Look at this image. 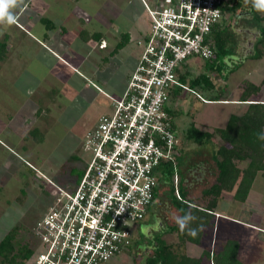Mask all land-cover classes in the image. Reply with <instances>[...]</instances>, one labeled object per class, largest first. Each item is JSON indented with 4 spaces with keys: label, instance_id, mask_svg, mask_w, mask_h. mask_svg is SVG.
I'll list each match as a JSON object with an SVG mask.
<instances>
[{
    "label": "rangeland",
    "instance_id": "rangeland-1",
    "mask_svg": "<svg viewBox=\"0 0 264 264\" xmlns=\"http://www.w3.org/2000/svg\"><path fill=\"white\" fill-rule=\"evenodd\" d=\"M60 1L62 0H55L53 4V8L57 11L54 14L60 13L67 19L60 24L56 20L55 25L57 30L66 28L67 33L63 36L58 31L53 33L49 39V48L63 52L66 49V67L62 62H59L47 72L44 70L43 59H40L39 56L41 48L37 46V44L42 46V43L27 34L19 33L20 31H16V28L12 26H9L5 31L8 33V41L15 42L10 46V52L16 49V54L14 59H8V65L3 72L6 76L2 77L5 80V86L2 85L0 89V100L2 105L6 106L4 111L7 114L4 119L2 115L0 116V140L6 142L8 148V150L4 149V145L0 141V221L5 223L6 228L12 223L14 226L23 227L25 239H27L29 230L36 226L46 213L56 196L57 188L72 189L71 185L75 182V175L72 171H79L90 158L89 153L82 150V140L86 132L97 123L99 117L108 113L111 107V101L105 96V93L101 91L96 93L90 87L84 89V84L89 83V74H92L90 78H96V68L101 64L99 62L100 55L95 52L98 51L97 45L94 44V48H91L94 41L89 37L91 28L104 35L103 38H106L107 41L114 42L119 41L120 34L127 30L130 31L132 42L124 47L120 54L124 58L119 61L126 59V49H131L130 56L138 59L141 47L137 43L143 40V36L149 31V21L139 0H93V2L86 0L73 8L71 15L69 12L72 7L69 6H73V4L66 0L67 3L62 5ZM43 2L45 1H37L39 4L46 5ZM249 5L250 0H245L244 11L237 18L241 20L237 27L235 23H232L233 21L231 22L230 14H227L220 22L227 29V34L230 35L233 30L235 35L231 34L232 41H226L227 53L219 59L222 63L221 76L217 79L212 74L215 90L206 92L199 87H190L187 81L186 86L195 94L192 91L181 90V95L174 101L177 103V107H174L176 136L184 153L179 165H176L178 190L179 184L183 186V179L190 177L189 171L186 169L191 163H200L205 168L203 183L212 182L215 175L213 154L220 143L219 138L215 137L211 144L199 147L192 145L185 139L186 127L191 121H194L196 127L202 131L212 133L216 128H224L230 115H238L246 108V105L234 102L230 104L225 101L237 99L244 83L250 82L259 85L264 79V57L261 60H252L251 58L253 55L251 45L254 44V38L242 40L245 37L242 33L247 35L250 31L247 27L249 26L248 17L251 15ZM261 15L264 17V12H261ZM47 17H50V14ZM81 29H84L83 32L86 34L84 37L90 42L88 45L86 44L87 46L79 47L81 49L80 56L71 55L72 49H77L76 46L79 45L76 41H81L77 35ZM43 31V29H39V33ZM210 39L213 44L215 36L211 35ZM32 41L38 43L35 44ZM52 41H55L54 43L58 46L54 45ZM86 49L88 52H85ZM21 50L25 63L16 62L20 59L18 54ZM109 50L101 52L102 56L106 57L105 54ZM34 51L36 52L35 58L32 57ZM84 57H87L84 67L78 71V66L82 65H79V62ZM212 60L214 61L215 58ZM206 63L208 61L189 58L181 69L183 73L187 74V79L192 80L194 76L206 72ZM239 65H241L240 68L237 67ZM116 67L114 65L107 66L101 72V78L104 76L111 78L115 87H120L121 77L118 74L121 70ZM125 67L130 74L134 70V68L129 69L131 67L127 65ZM230 70L232 74L229 75L228 71ZM196 94H201L206 99L212 98L219 101L202 103L196 98ZM46 107L49 108V111L44 109ZM36 131L44 135V141L40 144L33 141V137L35 139L37 134ZM28 133L29 135L32 133L33 137L27 142L23 141L22 138L24 135L28 137ZM185 163L186 166H184ZM237 165L240 169H244L246 163ZM190 181L195 184L192 179ZM206 184H200L198 189H195L197 186L193 187L194 189L190 193L196 195L203 190V185L206 187ZM250 193L251 195L249 194L245 203L231 200L229 194L224 195L222 205L228 211L226 215L228 219L220 221L219 243L217 242V244H220L223 238L224 240H237L241 246L242 253L239 255L241 262L264 264V232L255 229L264 230V174L257 175V180ZM168 198L170 197L168 196ZM157 200L159 203L161 198L157 197ZM161 219L154 211L152 215L148 214L145 217V222L143 221L145 224L140 226L139 230L132 228V246L113 259L110 264H141L137 257L145 253L140 258V261L144 262L147 255L146 249H153V247H147L149 241L153 236L161 235L160 230L163 229L164 224ZM168 223H174V220L169 219ZM175 224L178 225V221ZM168 238L175 240L173 236ZM158 239L160 237L156 240ZM203 246L204 242L201 247ZM184 252L188 256L197 257L200 248L187 245Z\"/></svg>",
    "mask_w": 264,
    "mask_h": 264
},
{
    "label": "built area",
    "instance_id": "built-area-1",
    "mask_svg": "<svg viewBox=\"0 0 264 264\" xmlns=\"http://www.w3.org/2000/svg\"><path fill=\"white\" fill-rule=\"evenodd\" d=\"M234 1L139 0L149 31L137 43V64L121 95L106 96L109 112L82 140L90 155L82 177L71 190L57 188L33 227L28 264H110L132 246L131 229L152 205L162 165H176L180 142L169 90L192 91L178 79L181 68L189 58L214 57L213 28ZM196 98L210 103L199 94ZM173 182L180 199L177 174Z\"/></svg>",
    "mask_w": 264,
    "mask_h": 264
},
{
    "label": "trees",
    "instance_id": "trees-1",
    "mask_svg": "<svg viewBox=\"0 0 264 264\" xmlns=\"http://www.w3.org/2000/svg\"><path fill=\"white\" fill-rule=\"evenodd\" d=\"M72 1L77 2L78 0ZM243 2V0H235L233 7L224 10V14L229 12L232 16H236L239 12L244 11ZM18 5L19 3L16 6ZM16 6L10 8V10L16 8ZM249 10L251 11L253 22L264 23V17L261 15V11H258L253 6V0H250ZM212 33L215 36L213 44L211 42L215 52L213 57L215 60H206L208 61L205 65L206 72L194 76L192 80L187 79L186 73L178 75L180 82L185 84L188 81L190 87H199L201 90L208 92L215 90V85L211 78L212 74L217 79L221 76L222 68L220 67L222 63H220L219 59L227 53L226 41H232V38H230L231 34H227V29L222 24L215 26ZM127 41H129L128 34H122L119 44L114 49L115 52L123 48ZM6 50L5 41H0V68L7 57ZM263 57L264 27H261L257 43L254 46V54L251 58L252 60H261ZM228 74H232V71H228ZM93 86L95 85L93 84ZM263 89L264 79L259 85L250 82L244 83L238 102L246 105V108L238 115H230L224 128H216L211 133L198 129L195 122L191 121L185 129V139L197 147L211 144L215 137L220 140L213 154L217 176L215 183L203 193V197L206 201L208 200L204 208L200 209L193 205L191 199L189 201L185 200L187 198L185 186L179 184L180 199L174 194L173 176L177 174L176 165H179V161L182 160L181 154L183 151L181 148H178V155L174 158L176 165L170 162L162 165L161 173L158 176V185L160 182H164L174 207L181 212L182 217L186 214H191L194 217L182 228H177L182 243L189 241L193 244H198L201 241V226L206 225L210 218L214 217V210L223 193L232 194V199L235 202L245 203L257 175L260 173L264 174V100H261ZM97 90L100 91L98 87ZM181 90L178 87H172L169 90V96L172 98L171 101L173 103L177 100L176 97L181 95ZM44 109L49 111L47 108ZM169 112L170 116L175 119V111ZM174 127L176 128L175 122ZM31 134L29 135L28 133V137L24 135L23 141L27 142V140H30L33 137ZM33 141L37 144L42 143L44 135L41 132H37L35 139L33 137ZM238 163H246L245 168L240 169L237 165ZM72 172L75 175V182L72 185H76L82 177L83 169ZM184 197L186 198L183 199ZM154 198L155 195L153 201ZM24 233L25 229L23 227L14 226L0 241V264H26L30 260L33 254V242L32 240L31 242L29 241V237L25 239L23 237ZM239 248L237 240H227L221 251L213 254L204 252L200 258L191 259L182 255L177 245L166 244L158 239V246L152 256L146 260V264H201L203 259L209 260L212 264H244L238 257Z\"/></svg>",
    "mask_w": 264,
    "mask_h": 264
},
{
    "label": "crops",
    "instance_id": "crops-1",
    "mask_svg": "<svg viewBox=\"0 0 264 264\" xmlns=\"http://www.w3.org/2000/svg\"><path fill=\"white\" fill-rule=\"evenodd\" d=\"M37 1L38 0H22V2H19V5L16 6V8H14L12 10L9 9V12L13 15L15 22L11 23V24L6 23V22L0 23V41H5L6 47H7V50H6L7 51V57H6L5 61L1 64V68H0V89H1V86L4 85V81L5 80L2 77L6 76L5 74H3V72H4V70L6 69V67L8 65V62H9L8 59H11V60L14 59L15 58L14 55L16 54V49L12 50L10 52V46L12 44H14L15 42L14 41H8L9 40L8 35H7L8 33L5 32V31L7 30V28L9 26H12V27L16 28L15 29L16 31L19 30L20 31L19 33L27 34V35L31 36L33 39H36V41H38L39 43H42V46L44 44L45 47L44 46L42 47V46H39L37 44L38 42L32 41V42H35V44H37V46L41 48V53L39 54V56H40V59H43L44 70L49 72L59 62H62V64L66 67V49L63 52V51H60V50H55L53 48H49V41H50L49 39L51 38L50 36H52L53 33L57 32V31L62 36L67 33L66 32V28H60L59 30H57V26L55 25V21L56 20H57L56 22L60 24L62 21L67 19V17L61 16L62 14H60L59 12H58L59 14H54V13L57 12L53 8V4H54L55 0L54 1L53 0H44L45 2H43V3H45L46 5H44L42 3L39 4V3H37ZM68 1L73 4V6H69V7H72L71 11L69 12V14L71 15V12H72L73 8H76L78 5H81L86 0H78L77 2H73L72 0H68ZM88 1L93 2V0H88ZM243 1L245 2V0H243ZM244 2H243V4H244ZM60 3L62 5H65L67 3V1L66 0H64V1L62 0V1H60ZM66 7H68V5H66ZM66 7L63 6V8H66ZM39 8H40V10H37ZM52 9H53V11H52ZM123 10H124V7H123ZM126 12L129 15V12L127 10H126ZM48 14H50V17H47ZM51 14H53V15H51ZM239 14H242V13L239 12L238 14H236V16L239 15ZM236 16H232L230 14V19H231V22L233 21L232 23H235V24L239 21L237 23L239 25L241 20H238ZM248 18L249 19H248L247 23L249 24V26H247V27L250 29V31H249V34H247L246 38H248V39L250 37L254 38V40H255L254 44L251 45V47L253 49V53L252 54H254V46L257 43V40H258V37H259L260 28L264 27V23H260L259 24V23L255 22L257 25L256 24L254 25V22L252 20V15H250V17H248ZM245 22H246V20H245ZM251 22H253V23H251ZM243 28H246V27L243 26ZM39 29H43L44 31L39 33ZM83 30L84 29H81L79 31V33L77 34L79 36V37L78 36L77 37L79 39L81 38V41H76V43H79V45L77 44V46H76L77 49H74V50L72 49L71 55L80 56L79 53H80L81 49L79 47L81 45L87 46L89 44V42H90V41H87L86 37H84V36H86V34H85V32H83ZM94 30H95L94 28H91V33H90V36H89L91 38V40L92 39L94 40L92 42L93 46H91V48L92 49L94 48V44L97 45L98 51H95V52L98 55H100L99 56V62L101 64L98 66V68H96V71H95L96 74H97L96 78H90L92 76V74H89L90 72L88 73L90 75L88 77V80H89L90 84L89 83L88 84H84V89H87V88L89 89V87H90L96 93H99L98 90H97V87H98L99 90L102 93H105V96L109 95L111 97H118L124 91L125 84L128 81V78H129V75H130V73L127 72V70H126L127 68L125 66L127 65L128 67H131L129 69H133L134 66L137 64V61H138V59L133 58V57L130 56L131 49H126V59L125 60L123 59L122 61H119L122 58H124L122 55H120L121 52L123 51L124 47H126L127 45H129L130 42H132L131 41L132 40L131 39L132 35H131L129 30L123 32L122 34H125V33L128 34L129 41H127V44L123 48H121L118 52H115L114 49L119 44V41H115V42L114 41H107L106 38H103L104 35H102L101 33H97ZM255 30H258V32H255ZM122 34H120V36ZM231 34L235 35L232 31H231ZM34 35H38V36L35 37ZM120 36H119V40H120ZM54 42L55 41H52V43H54ZM135 42H137V41H135ZM102 44H105L106 47L105 48H99V46L102 45ZM54 45H57V44L54 43ZM107 49H110V50L106 52V54H105L106 57L102 56L103 54L101 52L106 51ZM235 50L237 51V49H235ZM21 52H22V50L20 51V54H18V57L20 59L16 60V62L17 61H22V63H25L23 61L25 59H23L24 57L22 58ZM85 52H88V50L86 49ZM35 55H36V52L34 51L33 54H32V57L35 58ZM30 56H31V54H30ZM86 58L87 57H84V58H82L80 60L79 65L80 64H82V65H80L81 67L78 66V68H79L78 71H81L80 68L82 69V67H84V62L86 61ZM130 58H132V59H130ZM110 65L117 66L121 70V72L118 74L121 77V79H120V87L119 86L115 87V84H114V82H112L111 78H108V77H105V76H104V78H101V76H102L101 72L103 70H105L107 68V66H110ZM237 67L240 68L241 65H239ZM14 69H15V67H14ZM33 78H34V75H33ZM92 84H94L96 86V88H93L94 86H92ZM29 87H27V89ZM206 92H208V91H206ZM240 94H241V91H240L239 96H238L237 99H235V100H226L225 102H228V103L230 102V104L232 102L240 104V102H238ZM262 94L264 95V89L262 90ZM199 95H201V94H199ZM202 98H203V96H202ZM204 99L210 101V103L219 101L218 99L211 100L212 98H210V99L204 98ZM261 100H264V96L261 98ZM2 104L3 103L0 100V116L2 115V117L4 119L7 116V114L4 111V109H6V106H3ZM171 104H172V106H171ZM171 104H170V111H172V110L174 111L175 110L174 107H177V103L176 102L173 103L171 101ZM47 109H49V108H47ZM22 140H23V138H22ZM0 141L4 145V149L8 150V148L6 147V144H5L6 142H4L2 140H0ZM182 154H184V153H182ZM181 157H184V155H182ZM184 166H186V163H185ZM261 174L262 173H260V175ZM216 176H217V171H216V168H215L214 179L209 184H208V182L203 183L205 179L202 178L201 176H196L195 174L194 175L191 174L189 178H184L183 179L184 180L183 186H185L186 189H187V198L185 200L189 201V199H191L193 205L197 206L200 209L204 208L205 205L207 204L208 200L206 201V199L203 197V193L212 184L215 183ZM191 179L193 181H195V184L190 181ZM256 180H257V178H256ZM256 180H255V182H256ZM200 184H206V187H204L205 185H203V187H202L203 190H201L200 192L196 193V195H192L190 192H191L192 189H194L193 187L197 186V188H195V189H198ZM0 193H1V191H0ZM188 193H189V196H188ZM225 194H229L231 200H233L232 199V194H230V193H223L221 195V197H220V199H219V201L217 203L216 209L214 210V213H213L214 217L210 218L209 222L206 223V225H202L201 226V233H202V236H201V239H200L201 241L198 244H193V243H191L189 241L182 243V241H180V234H179L178 229H177V228L181 227V225L179 223V220L182 218V214L177 208L174 207L171 199L168 198L169 193L167 192L166 186L162 185V183L160 182L159 185L157 186L155 194H154L155 198H154L153 204L148 209V213L146 214V216L148 214L152 215L154 213V211H156L158 213V215H159V218L160 217L162 218L161 220L163 221L164 224H163V229L160 230L161 231V235H159V236L155 235L149 241V245H147V247L148 248H152L153 247V249H146L147 250V255H146L145 259L147 260L148 258H150L152 256V253L154 252V250L157 248L158 240H156V239L158 237H160L159 240L164 241L166 244L177 245V247H179V252L182 255H184V256H186L188 258H191V259L200 258L203 255L204 252L213 254L215 252L221 251V249H222L223 245L226 243V241L227 240H232V239L224 240V238H223L220 241V244H217V242L219 243L218 234H219V227H220V224H221L220 221L228 219V217L226 216L228 214V211L222 205V201H223V198H224ZM249 194L251 195V193H249ZM157 197L161 198V200H159V203H158ZM165 197H167V198H165ZM165 205H167V206H165ZM157 207H158V209H157ZM144 219H143V221H144ZM169 219H172V221L174 220V223H168ZM143 221L138 223L135 228H137L139 230L140 226H143L145 224V223H143ZM176 221H178V223H179L178 225L175 224ZM13 227H14V225L12 223L10 226H8L6 228L5 223H2L0 221V241L4 238V236ZM32 229L29 230V232L27 233V239L29 237V241L30 242L32 240ZM255 229L257 231L264 232V230L261 229V228H255ZM30 231H31V235H30ZM172 236H173V238L175 237V240H173V239L171 240V239L168 238V237H172ZM203 242H204V246L201 247ZM187 245L200 248L199 255L197 257H194L192 255L191 256L190 255L189 256L186 255V253L184 252V249H185V247ZM239 247H241L240 243H239ZM244 252H245V250H244ZM240 253H242V252H241V250L239 248L238 257L240 255ZM144 254L145 253H143L140 257L139 256L137 257L138 262H140L141 264L142 263L146 264V260L145 259H144L145 260L144 262L140 261V258ZM204 262H206V264H212L207 259H203L201 264H203ZM26 264H28V262ZM244 264H246V263H244Z\"/></svg>",
    "mask_w": 264,
    "mask_h": 264
},
{
    "label": "clouds",
    "instance_id": "clouds-1",
    "mask_svg": "<svg viewBox=\"0 0 264 264\" xmlns=\"http://www.w3.org/2000/svg\"><path fill=\"white\" fill-rule=\"evenodd\" d=\"M19 2H22V0H0V23L6 22L11 24L15 22L13 15L9 12V9L16 6ZM253 6L258 11L264 12V0H253ZM193 219L194 217H192L191 214H186L179 220V223L181 227H183Z\"/></svg>",
    "mask_w": 264,
    "mask_h": 264
},
{
    "label": "flooded vegetation",
    "instance_id": "flooded-vegetation-1",
    "mask_svg": "<svg viewBox=\"0 0 264 264\" xmlns=\"http://www.w3.org/2000/svg\"><path fill=\"white\" fill-rule=\"evenodd\" d=\"M235 26H238V24H235ZM232 32H234L233 30H232ZM245 37H244V39H242L243 41H245V40H247L248 38H246V34L245 33H242ZM241 38V37H240ZM205 170V168H203V165L202 164H200V163H191L190 164V166H188V168L186 169V171H189V175H196V176H201L202 178H203V176H204V171Z\"/></svg>",
    "mask_w": 264,
    "mask_h": 264
},
{
    "label": "water",
    "instance_id": "water-1",
    "mask_svg": "<svg viewBox=\"0 0 264 264\" xmlns=\"http://www.w3.org/2000/svg\"><path fill=\"white\" fill-rule=\"evenodd\" d=\"M237 18H239V15L236 16ZM235 30V29H234Z\"/></svg>",
    "mask_w": 264,
    "mask_h": 264
}]
</instances>
